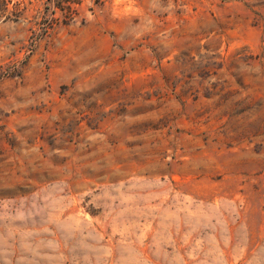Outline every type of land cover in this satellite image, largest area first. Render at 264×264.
Instances as JSON below:
<instances>
[{"label":"rangeland","instance_id":"1","mask_svg":"<svg viewBox=\"0 0 264 264\" xmlns=\"http://www.w3.org/2000/svg\"><path fill=\"white\" fill-rule=\"evenodd\" d=\"M0 264H264V0H0Z\"/></svg>","mask_w":264,"mask_h":264}]
</instances>
